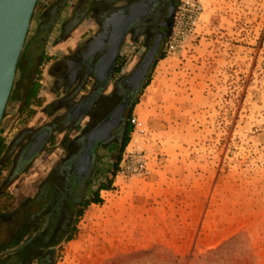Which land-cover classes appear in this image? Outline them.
<instances>
[{
  "label": "rangeland",
  "instance_id": "rangeland-1",
  "mask_svg": "<svg viewBox=\"0 0 264 264\" xmlns=\"http://www.w3.org/2000/svg\"><path fill=\"white\" fill-rule=\"evenodd\" d=\"M197 1L195 29L173 36V25L134 102L133 134L120 160L134 153L145 170L129 165V174L117 168L113 177L118 154H103L106 177L96 176L93 186L108 178L115 185L101 205L81 210L55 264H264V0ZM128 41L129 67L143 40ZM26 47L1 140L25 124L16 123L17 113L36 75L23 69ZM57 143L44 158L55 159ZM7 186L0 211L14 202ZM10 220L0 217L1 242Z\"/></svg>",
  "mask_w": 264,
  "mask_h": 264
},
{
  "label": "flooded vegetation",
  "instance_id": "flooded-vegetation-1",
  "mask_svg": "<svg viewBox=\"0 0 264 264\" xmlns=\"http://www.w3.org/2000/svg\"><path fill=\"white\" fill-rule=\"evenodd\" d=\"M142 1L122 0L120 8L102 12L91 36L62 61L64 70L56 81L62 95L57 103L56 126L63 134L58 155L37 176L31 190L14 199L10 236L0 241V264H50L54 248L68 237L77 210L91 199L86 195L98 175L101 153L111 148L115 154L119 153L128 130V114L141 88L135 73L149 60L160 22L166 15L165 8L153 5L138 16L127 29L115 62L111 63L117 35L124 23L119 15ZM177 2L173 0L174 6ZM41 28L46 30L43 25ZM140 39L143 42L135 53V61L123 69L119 57L122 47L127 40L138 44ZM163 42L159 43L149 71ZM34 46L39 56L40 44L36 42ZM29 96V91L25 92L21 108H25ZM56 126L43 129L33 138L27 139L23 134L13 173L28 168L55 147L51 134ZM14 145L15 142L11 148Z\"/></svg>",
  "mask_w": 264,
  "mask_h": 264
},
{
  "label": "crops",
  "instance_id": "crops-1",
  "mask_svg": "<svg viewBox=\"0 0 264 264\" xmlns=\"http://www.w3.org/2000/svg\"><path fill=\"white\" fill-rule=\"evenodd\" d=\"M41 9L39 10L34 26V30L31 34L30 40L26 38L25 44L26 52L23 63V69L30 71L34 69L36 75L33 80L27 85L25 92L30 91V87H37L35 96L30 99V102L25 108H20L17 117L19 118L25 112V116L21 119L17 118L16 123H25L23 127L15 128V130L7 136L5 132L3 134L4 149L0 156V190L7 185L10 191L11 197L14 199L17 196H24L28 191L32 189V183L36 180L43 169L47 167L52 158L46 156L44 158V152L36 161H34L28 168L23 171L13 173L14 161L16 154H18L21 148V141L23 134L28 138H33L37 133L43 129H47L51 125H57L59 119V111L57 103L61 99V93L57 88L56 81L61 72L64 70L62 61L74 53L78 45L84 42L95 31L96 20L98 16L106 10H115L123 6L122 0H41ZM47 23V24H45ZM70 24V25H69ZM42 25L46 30H42ZM32 27V25H31ZM30 27V28H31ZM31 30V29H30ZM38 42L40 44L39 56L35 52L34 44ZM132 46H128L127 43L122 47L119 57L121 59V67L124 69L130 60V50ZM17 107V105H15ZM137 105L133 106L131 112L127 117L128 128L132 127L130 119L134 117ZM18 109V108H17ZM16 109V110H17ZM14 113V111H13ZM12 113V114H13ZM12 117H14L12 115ZM133 133L131 132L129 136ZM63 134L60 133L56 126L51 134L52 142L60 143ZM15 142V145L11 144ZM10 147V148H9ZM115 151L111 148L106 151ZM120 152V150H119ZM103 154L101 153V161L98 165V175L104 176L102 172L105 168V162L103 160ZM119 155V153H118ZM113 159V163L116 160ZM111 173L114 169V164ZM101 165V166H100ZM34 175V179L30 181V177ZM106 175V174H105ZM3 177V179H1ZM5 177V178H4ZM104 176L103 178H105ZM29 179V180H28ZM94 183L96 178L93 179ZM111 181V183H110ZM93 183V184H94ZM93 184L88 190L87 198H91L82 208L77 210V216L81 214V210L85 207H98L101 204H96L95 200L98 198L103 199L102 195L111 191V188L115 185L113 180L105 179L94 187ZM1 197V195H0ZM2 199H0V202ZM8 214L10 217L11 209L7 211H0V217L3 214ZM74 225L70 230L68 237L57 244L54 248V253L50 264H55V252L57 248L63 243H71L72 233L75 228ZM68 239V240H67Z\"/></svg>",
  "mask_w": 264,
  "mask_h": 264
},
{
  "label": "water",
  "instance_id": "water-1",
  "mask_svg": "<svg viewBox=\"0 0 264 264\" xmlns=\"http://www.w3.org/2000/svg\"><path fill=\"white\" fill-rule=\"evenodd\" d=\"M37 2L38 0H0V126L15 81L17 65L26 42ZM153 5L165 8L166 15L160 22V29L152 47L149 60L143 63L135 73V77L139 79L138 85L141 87L140 90L149 75V67L159 43L166 41L172 33L174 16L177 9L173 4V0H144L132 7L126 14L121 13L119 19L123 20L124 23L117 35V43L111 56V63H113L130 24L138 16H141L147 10H151ZM137 11L139 12L135 13Z\"/></svg>",
  "mask_w": 264,
  "mask_h": 264
},
{
  "label": "built area",
  "instance_id": "built-area-1",
  "mask_svg": "<svg viewBox=\"0 0 264 264\" xmlns=\"http://www.w3.org/2000/svg\"><path fill=\"white\" fill-rule=\"evenodd\" d=\"M202 12L201 3L197 0H183L181 8H178L174 16V35H185L191 33L200 18ZM172 36V37H173ZM130 123L134 124L135 119L131 118ZM127 163V164H125ZM129 165L134 167L133 172H142L145 170V163L139 156L134 153H128L120 160L118 164V174L126 175L130 172Z\"/></svg>",
  "mask_w": 264,
  "mask_h": 264
},
{
  "label": "trees",
  "instance_id": "trees-1",
  "mask_svg": "<svg viewBox=\"0 0 264 264\" xmlns=\"http://www.w3.org/2000/svg\"><path fill=\"white\" fill-rule=\"evenodd\" d=\"M160 59H163V57H161ZM21 62V59H20V61H19V63ZM18 63V64H19ZM19 69V65H17V70ZM36 90H37V87L36 86H34L33 88H31V90L29 91V99L27 100V104L30 102V99L32 98V97H34L35 96V93H36ZM26 104V105H27ZM135 105V104H134ZM132 131H131V127H129L128 128V130H127V134H126V137H125V139H124V142H123V144H122V146H121V149H120V152H119V155H118V157H117V159H116V162L114 163V169H113V172H112V176L113 177H115V174H116V171H117V168H118V162H119V160H120V156H121V153L123 152V150L125 149V147L127 146V144H128V141H129V139H128V136H129V134L131 133ZM3 149H4V145H3V143H2V141H1V139H0V156H1V153H2V151H3ZM110 183H111V181H110ZM95 203L96 204H101V200L100 199H96L95 200ZM68 240V239H67Z\"/></svg>",
  "mask_w": 264,
  "mask_h": 264
}]
</instances>
